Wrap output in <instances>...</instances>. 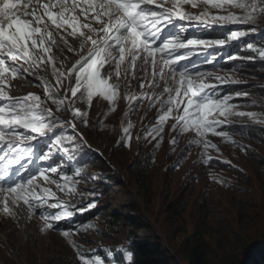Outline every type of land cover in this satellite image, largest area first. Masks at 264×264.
<instances>
[{"label":"snow or ice","instance_id":"snow-or-ice-1","mask_svg":"<svg viewBox=\"0 0 264 264\" xmlns=\"http://www.w3.org/2000/svg\"><path fill=\"white\" fill-rule=\"evenodd\" d=\"M262 20L264 0H0V211L15 217L13 209L22 203L27 206L28 219L39 215L44 221L42 233L72 217L69 201L61 199L49 185H55L65 196H72L80 182L74 176L79 177L81 169L70 176L61 173L58 165L49 164L32 171L21 162L26 157L31 160V141L37 136L47 137L65 125L75 130L77 121L87 126V110L75 104L90 107L93 99L100 97L108 101L110 112L115 111L121 78L130 87L137 71L144 75L139 82L140 92H126L130 110L133 103L139 107L145 100L150 107L160 104L159 114L146 135H152L153 139L161 136L171 119L174 121L171 131L178 135L191 133V146L202 148V163L207 164L212 159L208 156L209 148L219 151L208 139L209 135L235 143L227 131L218 129L229 117L256 118L258 114L234 111L236 105L228 103L230 96L217 98L210 91L215 87L208 82L210 78L221 82L225 78L192 72L191 65L180 63L188 55L176 52L190 47H223L247 32L232 30L226 38L216 40H184L181 36L192 23L223 27L256 25ZM169 26L177 31L161 36ZM249 31L255 32L256 28ZM67 37L78 41V47L74 48ZM247 47L264 57V49L252 44ZM66 52L76 57L71 64L67 63ZM212 59L205 62L211 63ZM28 77L33 78L30 82L39 81L36 86L42 88L44 98L35 93L11 94L12 81ZM161 83L163 88L156 93ZM145 87L150 92L143 91ZM49 103L55 106V111ZM61 112L68 113V119L62 120L56 114ZM131 128V123L122 128L121 139L126 147L131 146ZM51 139L57 151L67 153L68 149L62 145L74 138L57 134ZM176 142L175 137L170 141L173 145ZM156 146L159 147V142ZM51 158V152L39 157L44 161ZM51 174L59 175L53 178ZM95 206L91 202L87 207ZM92 227L86 224L83 230ZM56 230L74 248L80 264H106L99 255L82 254L72 239L78 229ZM121 252L131 261L130 251L121 249Z\"/></svg>","mask_w":264,"mask_h":264},{"label":"rangeland","instance_id":"rangeland-1","mask_svg":"<svg viewBox=\"0 0 264 264\" xmlns=\"http://www.w3.org/2000/svg\"><path fill=\"white\" fill-rule=\"evenodd\" d=\"M148 6L154 7V5ZM191 11L198 12L199 9H191ZM210 27L216 28L217 32H223L225 36L221 37L222 39L232 30L247 32L239 40L228 41L223 47L232 48L234 44L254 37L264 38V20L256 25ZM253 27L256 31H249ZM207 28L209 27L192 23L181 39L207 40L205 36L200 35V32L204 33ZM169 31L175 32L177 29L169 26L164 29L161 36L168 34ZM62 34L66 35V33ZM67 39L74 48L78 47V41L72 37ZM221 48L220 46L190 47L179 49L176 54L188 55V59L180 63L191 65L192 72L201 71L211 73L213 77H224L223 82L210 78L208 82L215 85L210 91H213L217 98L230 96L228 103L236 105L234 111L258 114L256 118L229 117L218 129L227 131L230 140L235 143L209 135L208 139L219 151L209 148L208 156L212 159L204 164L202 148L191 146L192 134L178 135L171 131L174 123L171 119L164 127L162 139L161 136L153 139L152 135H146L159 114L160 104L150 107L149 102L145 100L139 107L133 103L130 110L126 92L141 91L139 82L144 73L137 71L130 87H126L122 77L120 97L115 111L110 112L108 101L100 97L94 98L90 107L77 103L75 107L87 110V126L77 121L75 130L65 125L63 128L54 129L47 137L37 136L31 141L32 158L29 161L26 157L27 159L21 162L30 170L35 171L37 168H46L49 164H53L59 166L61 173L74 176L75 171L81 169L80 176H74V179L80 181L76 185L77 192L74 195L65 196L58 192L55 185H49L53 191H57L61 199L69 201V210L73 215L55 223L54 229L42 233L40 228L44 221L39 215H32L31 219H28L27 206L22 203L15 210L13 209L15 217L0 211V264H80L76 251L61 232L56 230L57 228L78 229V234L73 235L72 239L82 254L99 255L105 259L106 264H113V255L118 253L123 239L122 227L112 216L122 213V206L128 199L138 201L149 199V211L163 220V226L169 231L173 229L176 220H171L165 209L158 208L156 196L159 195L162 202H170L182 193L183 204L189 214V218L186 219L188 224L199 218L216 227L241 226L250 229L251 235H264V218L252 217L251 223L248 218L251 213L255 214L259 211L264 215V141L256 134L258 129L264 128V97L257 94L259 85L264 81L260 76L264 73L257 65H253L257 61L255 57H260L257 52L249 49L251 54H243L242 50L237 48L233 49L229 56H236L237 59L226 60L225 54L220 55L221 59L220 57L218 59L216 51ZM65 55L68 57V64L76 58L70 52H66ZM209 58H213L212 62H205ZM260 59L263 61L264 57ZM30 81H33L32 77L13 80L11 94L23 96L35 93L44 98L42 88L36 86L39 81ZM162 88L163 83L160 88L155 89L156 93ZM143 91L150 92L147 87ZM48 106L55 111L54 105L49 103ZM56 114L62 120L68 119V113ZM129 123L132 124L131 146L126 147L121 139L122 128L127 127ZM57 134L74 138L73 142H65L62 145L63 148L68 149L67 153L57 151L53 146L54 140L51 137ZM174 137L177 142L173 145L170 141ZM158 142L159 147L156 146ZM50 152L52 158L49 161L39 159L42 154L47 155ZM150 153L153 154L151 156L153 160L150 161L149 172L145 179L148 187L144 189V183L136 181L133 173H137V164L141 158H145ZM13 167L18 168L19 165ZM51 175L57 178L59 174ZM91 193L95 195H90ZM91 202H95L94 208L87 207ZM92 209H96L97 212L91 219L86 217V213ZM23 211L24 216L21 215ZM39 211L41 210L37 209V212ZM72 222L78 224L73 225ZM66 224L73 226L68 228ZM86 224L94 227L84 231L83 226ZM108 252L112 255L108 256Z\"/></svg>","mask_w":264,"mask_h":264},{"label":"trees","instance_id":"trees-1","mask_svg":"<svg viewBox=\"0 0 264 264\" xmlns=\"http://www.w3.org/2000/svg\"><path fill=\"white\" fill-rule=\"evenodd\" d=\"M200 35L205 36L207 40L222 39L221 37L225 36L223 32H217L213 27L207 28L204 33L200 32ZM249 44L254 48L264 49V38L254 37L251 40L238 42L232 48L222 47L216 51V57L219 59L220 55L225 54L227 57L224 59L229 60L228 57L233 49L237 48L241 49L243 54H251L247 47ZM255 59L257 61L253 65H257L264 73V60L261 61L260 57ZM260 79L264 80V74ZM263 85L264 81L257 91L260 97H264ZM256 134L264 141V128L258 129ZM152 155L150 153L145 158H141L137 164V173H133L136 181L144 183V189L148 187L145 179L149 172L150 161L153 160ZM156 198L158 208L165 209L167 216L171 220H176L173 229L169 231L163 226L164 221L149 211V199L144 198L142 201L128 199L122 206V213L112 216L122 227L123 239L118 253L113 255V264H264V235H251L250 229L241 226L216 227L199 218L188 224L186 219L189 218V214L184 207L182 193L170 202L164 201L165 203L161 201L160 195ZM96 212V209H92L86 213V217L92 219L96 216ZM251 214L248 217L250 223L252 217L264 218L260 211ZM76 224L78 223H73ZM73 225L65 226L72 228ZM189 229L190 233H188ZM121 249L131 252V261L127 260Z\"/></svg>","mask_w":264,"mask_h":264},{"label":"bare ground","instance_id":"bare-ground-1","mask_svg":"<svg viewBox=\"0 0 264 264\" xmlns=\"http://www.w3.org/2000/svg\"><path fill=\"white\" fill-rule=\"evenodd\" d=\"M29 19H30V17H29ZM49 23H50V22H49ZM53 51L55 52V50H54V49H53ZM14 210H15V208H14ZM24 214H25V213H24V211H23V212H21V215H22V216H24Z\"/></svg>","mask_w":264,"mask_h":264}]
</instances>
